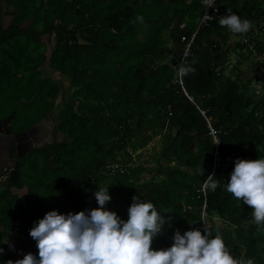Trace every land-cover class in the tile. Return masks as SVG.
Here are the masks:
<instances>
[{
	"label": "trees",
	"instance_id": "obj_1",
	"mask_svg": "<svg viewBox=\"0 0 264 264\" xmlns=\"http://www.w3.org/2000/svg\"><path fill=\"white\" fill-rule=\"evenodd\" d=\"M0 2L16 10L5 29L0 17V119L13 112L11 129L19 131L51 112L57 89L41 77L44 35L53 42L47 66L67 78L74 101L54 120V131L65 140L32 149L3 174L0 264L23 259V242L36 247L29 232L47 213L98 208L94 193L103 187L111 197L105 210L122 221L133 197L152 203L165 218L153 250L170 248L176 231L204 235L198 189L210 174L215 150L218 187L204 193L210 238L220 234L234 258L264 264V224H255L252 208L226 191L236 159H264V85L257 95L248 92L259 78L258 67L264 68V39L254 52L235 42L228 47L234 34L218 22L199 28L193 39L186 65L195 71L180 81L216 131L215 149L205 121L177 82L180 37L194 29L201 0ZM218 6L221 13L230 10L264 28V0H218ZM233 51L238 59L225 71L221 60ZM5 102L10 108L2 111ZM156 134L163 135L162 148L155 166L147 168L136 152ZM123 191L129 199L120 204ZM31 254L39 259L38 249Z\"/></svg>",
	"mask_w": 264,
	"mask_h": 264
},
{
	"label": "clouds",
	"instance_id": "obj_2",
	"mask_svg": "<svg viewBox=\"0 0 264 264\" xmlns=\"http://www.w3.org/2000/svg\"><path fill=\"white\" fill-rule=\"evenodd\" d=\"M219 24L233 34H246L252 27L230 10L220 17ZM194 71L183 63L178 69L181 77ZM218 183L209 175L203 187L215 191ZM226 191L252 208L255 224H264V159H236ZM94 195L99 207L88 213H47L29 232L37 242L39 259L29 253L15 264H253L251 259L234 258L221 235L210 238L207 227L206 235L200 230L183 235L176 231L170 248L153 250V240L167 221L152 203L133 197L125 222L115 212L105 210L111 199L108 187L99 188Z\"/></svg>",
	"mask_w": 264,
	"mask_h": 264
},
{
	"label": "built area",
	"instance_id": "obj_3",
	"mask_svg": "<svg viewBox=\"0 0 264 264\" xmlns=\"http://www.w3.org/2000/svg\"><path fill=\"white\" fill-rule=\"evenodd\" d=\"M64 1L69 2L70 0H64ZM225 15H227V14L221 13L219 10L218 0H207V2H206V0H201V12H200V16H199L198 20L196 21L194 29L191 31L189 36L186 37L183 35L180 37V42L182 43V49L180 52L179 60L177 62V68L178 69L182 63L186 65V61H187V58H188L189 53H190V47L192 45L193 39H194L198 29L201 28L202 26L210 23V22H218L219 23L220 17L225 16ZM249 22L251 23L252 27L246 34H234V37H231V39L233 40V42L237 43L240 47H243L244 50H250V51L254 52L255 45L257 44V41H259L260 39H264V28L262 25H255L254 22H251V21H249ZM178 28L179 29H185V23H180L178 25ZM235 62L236 61H234L233 64ZM178 69H177V82L180 86L181 93L184 95V97L187 99L188 102L192 103L195 106L196 110L198 111L200 116L205 121L206 127L208 128V131H209L208 133H209L211 140H212V143L216 149L217 146L219 145V141L216 137V131L211 128L209 121L205 118V116H204L205 111L198 108L194 104L192 98L190 96H188L186 94V92L184 91V89L182 88ZM256 75L259 78H257L248 87V92H249V94H252V95H257L258 93H260L261 87H262V85H264V68L262 66L258 67V69L256 71ZM231 156H234V155L231 154ZM132 158H133L132 161L135 162L136 158L133 156H132ZM109 168L111 170H114V169H116V166L110 165ZM217 168H218V158H217V150H215L213 153L212 168H211L209 175L213 176L216 173ZM119 172H120V170H119ZM203 185H204V183L198 189V192H200L202 197H203V204H202L201 209H200L199 218H200L201 224L203 226L204 235H206L205 227H207V229L209 228V225H208L209 222H208V216L204 210V208H205L204 207L205 188L203 187ZM20 253L23 256H25L29 253L37 254V248L29 242H23V248H22Z\"/></svg>",
	"mask_w": 264,
	"mask_h": 264
},
{
	"label": "water",
	"instance_id": "obj_4",
	"mask_svg": "<svg viewBox=\"0 0 264 264\" xmlns=\"http://www.w3.org/2000/svg\"><path fill=\"white\" fill-rule=\"evenodd\" d=\"M16 10L4 2H0V17L2 21V29H5L12 19ZM7 18L4 20V18ZM32 18L23 23L20 27L30 24ZM48 38L44 35L40 42ZM42 43V42H41ZM46 46L47 58L50 57V48ZM48 62V60H47ZM13 117L10 112L6 117L0 119V185L2 186L3 174L6 170H13L16 159L22 158L32 149L40 148L44 145L52 143L53 132L48 126L46 120H41L35 124L26 127L24 130L11 133L9 122Z\"/></svg>",
	"mask_w": 264,
	"mask_h": 264
},
{
	"label": "rangeland",
	"instance_id": "obj_5",
	"mask_svg": "<svg viewBox=\"0 0 264 264\" xmlns=\"http://www.w3.org/2000/svg\"><path fill=\"white\" fill-rule=\"evenodd\" d=\"M162 45L164 46L167 43V33L162 32ZM52 40L50 42V45L52 47ZM228 47H234L233 45V40L230 38L229 42L227 44ZM238 59V53L236 51H233L231 54H228L223 57L222 64L225 65V71L229 70V67L231 64H233L234 61H237ZM169 64H171V60L168 61ZM41 77L46 78L51 80V84H53L56 89H57V95L51 110V116L55 120L57 117V114L59 110L63 107L65 103H72L74 104V101L71 98V93L72 89L68 86V80L64 76L54 73L51 70H47L46 67H41ZM10 108V103L5 102L2 105V111H5V109ZM163 139V135L161 134H156L154 137H152V140L140 151H137V153L141 154V157L138 162L143 161L145 164V167L147 168H153L155 166L154 164V158L155 155L158 153V151L162 148L161 141ZM65 138L64 136L56 133L55 131L53 132V142H59V141H64ZM135 161L134 163H138ZM220 175L228 176L229 174L227 172L219 173ZM142 180H146L148 176L144 173ZM110 183V181H107L104 186H107ZM22 190L21 192H23ZM128 192L123 191L122 192V199H120V204H125L127 200L129 199L128 197ZM116 198H119V196H116ZM119 208L118 206L115 207V209ZM120 209V208H119ZM216 226H218V222L216 221Z\"/></svg>",
	"mask_w": 264,
	"mask_h": 264
},
{
	"label": "flooded vegetation",
	"instance_id": "obj_6",
	"mask_svg": "<svg viewBox=\"0 0 264 264\" xmlns=\"http://www.w3.org/2000/svg\"><path fill=\"white\" fill-rule=\"evenodd\" d=\"M13 17V16H12ZM7 18L5 17L4 18V20H6ZM12 20V19H11ZM10 20V21H11ZM2 19H1V24H2ZM43 37V36H42ZM42 37L40 38V39H42ZM42 42V43H41ZM40 43H41V45L43 46V52H42V55H43V57H44V62H43V64L41 65V67H46V69L47 70H50L49 68H48V66H47V60H48V58H47V53H46V46L45 45H48L49 46V48H50V54H51V49H52V47H51V45H50V42H49V40H48V38L46 39V41H45V39H43L42 41H41ZM50 58V57H49ZM49 80V79H48ZM52 82V81H51ZM53 85V84H52ZM41 120H46L47 122H48V126L49 127H51V130L52 131H54V129H53V127H54V119L52 118V116H51V112L49 113V114H47L45 117H42L41 119H39L38 121H36V122H33V123H31V124H28L26 127H28V126H30V125H32V124H35V123H37V122H39V121H41ZM11 121V120H10ZM9 127H10V131H11V133H17V132H20V131H22V130H24L26 127H24L23 129H21V130H19V131H13L12 129H11V125H10V122H9ZM52 142H53V137H52Z\"/></svg>",
	"mask_w": 264,
	"mask_h": 264
}]
</instances>
